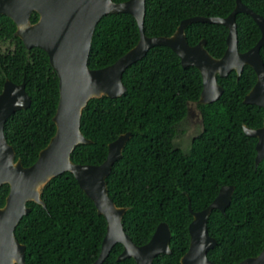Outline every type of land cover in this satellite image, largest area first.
I'll return each mask as SVG.
<instances>
[{
    "label": "trees",
    "instance_id": "obj_1",
    "mask_svg": "<svg viewBox=\"0 0 264 264\" xmlns=\"http://www.w3.org/2000/svg\"><path fill=\"white\" fill-rule=\"evenodd\" d=\"M243 3L264 17V0ZM236 6L237 0H147L144 32L150 37H171L186 19H225ZM38 20L34 12L31 21ZM237 23L238 49L243 53L257 44L261 32L250 15L239 14ZM16 31L14 21L0 15V94L9 79L16 84L25 81L32 98L30 108L7 120L5 136L16 150V160L30 167L56 134L53 117L60 99L59 78L48 54L40 48L28 50ZM186 36L191 46L206 40V49L215 58H221L227 49L228 29L222 25L192 24L186 28ZM139 38L138 24L130 14L104 16L96 27L89 67L112 65ZM260 53L264 61V47ZM256 81L248 66L239 80L235 72L218 78L224 94L217 102L200 106L205 131L193 141L189 154L176 148L173 140L187 104L199 100L203 80L197 69H184L167 46L151 48L127 68L123 96L93 99L84 110L81 130L92 143L76 147L74 163L100 165L107 159L110 143L121 134H132L107 184L116 204L129 208L124 228L136 245L148 244L161 223L169 224L172 254L158 256L154 264H181L191 242L190 201L194 212L203 211L223 186L236 190L226 215L214 210L209 218V234L217 240L209 259L238 264L263 251L264 160L256 168L257 139L243 130L244 125L252 129L263 126L264 110L244 104ZM9 192V185L0 187V207L5 206ZM42 199L47 208L29 202L32 211L15 231L26 246L27 264H93L101 252L107 221L75 177L67 172L54 178ZM123 250L122 244H116L103 264H136L133 259L118 261Z\"/></svg>",
    "mask_w": 264,
    "mask_h": 264
},
{
    "label": "water",
    "instance_id": "obj_2",
    "mask_svg": "<svg viewBox=\"0 0 264 264\" xmlns=\"http://www.w3.org/2000/svg\"><path fill=\"white\" fill-rule=\"evenodd\" d=\"M147 0H0V15L11 18L17 26L16 36L26 48H40L50 59L59 78L60 99L53 121L56 134L44 148L35 164L25 167L17 158L15 148L5 136L7 120L17 111L27 110L32 98L26 91L25 81L16 84L6 80L0 94V187L10 186L4 207H0V264H27L26 246L16 237V228L32 209L29 202L41 205L46 186L56 177L71 173L80 188L94 202L98 213L107 221V233L98 259L93 264H103L112 249L120 243L124 246L118 261L133 259L136 264H154L160 255H171L172 231L167 223H161L151 241L136 245L124 228L123 218L128 207H120L109 195L107 178L114 164L124 157V149L132 137L131 132L121 134L109 144L107 159L100 165L76 164L72 154L79 145H88L81 130L84 110L93 99L103 97L119 98L127 87L123 74L132 64L143 59L155 46H167L175 53L184 69H197L203 80L200 98L194 104H187L184 122L194 120L199 106L217 102L224 94L218 78H226L236 72L240 79L245 66L251 67L257 82L245 96V105H255L264 110V62L260 51L264 46V18L252 11L242 0H237L234 12L228 18L193 17L180 23L170 36H147L144 32V18ZM36 12L39 20L32 23ZM126 13L138 24V43L112 65L102 69H91L89 58L96 27L104 16ZM248 14L259 25L262 36L257 45L246 53L238 49L237 16ZM196 23L222 25L228 29L227 49L221 58H215L206 49V40L195 46L189 45L186 28ZM203 130L204 120H201ZM244 133L256 138V168L264 160L263 126L252 129L243 126ZM235 186H223L216 199L203 211L194 212L191 201L189 211L193 216L190 224V248L181 259V264H217L208 257L209 251L217 246V240L210 236L208 221L214 210L226 215L232 203ZM238 264H264V249L256 257Z\"/></svg>",
    "mask_w": 264,
    "mask_h": 264
},
{
    "label": "flooded vegetation",
    "instance_id": "obj_3",
    "mask_svg": "<svg viewBox=\"0 0 264 264\" xmlns=\"http://www.w3.org/2000/svg\"><path fill=\"white\" fill-rule=\"evenodd\" d=\"M243 1V0H242ZM245 4V3H244ZM246 5V4H245ZM249 7V6H248ZM251 9V8H250ZM252 10V9H251ZM253 11V10H252ZM256 13V12H255ZM258 14V13H257ZM248 15V14H247ZM259 15V14H258ZM251 16V15H250ZM261 16V15H260ZM252 17V16H251ZM263 17V16H262ZM253 18V17H252ZM264 18V17H263ZM255 21V20H254ZM258 25V24H257ZM259 26V25H258ZM260 28V27H259ZM261 32V29H260ZM229 33V32H228ZM261 36H262V32H261ZM228 37V36H227ZM261 39V37H260ZM259 39V41H260ZM258 41V42H259ZM257 42V43H258ZM257 45V44H256ZM255 45V46H256ZM254 46V47H255ZM253 47V48H254ZM264 47V46H263ZM252 49V48H251ZM250 49V50H251ZM249 51V50H248ZM246 51V52H248ZM243 52V53H246ZM261 52V51H260ZM242 53V52H241ZM261 54V53H260ZM262 57V56H261ZM263 59V58H262ZM264 62V61H263ZM246 67V66H245ZM249 67V66H248ZM251 68V67H250ZM244 70V69H243ZM232 73V72H231ZM230 73V74H231ZM236 73V72H235ZM243 73V72H242ZM257 77V76H256ZM238 78V77H237ZM257 82V81H256ZM3 92V91H2ZM195 103V102H194ZM194 103H190V104H194ZM196 110V115L194 120H192L191 122H182V124L180 125V127H178V131H177V136L175 137V139L173 140V144L176 146V148H178L180 151H182V153L184 154H189V152L192 150V143L195 139H197L198 137H200L204 131L205 128L203 130V126L201 125V120H204L202 117V111L200 109V106L198 109ZM187 114V113H186ZM186 117V116H185ZM185 119V118H184ZM182 126V127H181ZM257 144V143H256ZM246 260V259H245ZM212 261V260H211ZM214 262V261H213ZM216 263V262H215ZM241 263V262H240ZM218 264V263H217Z\"/></svg>",
    "mask_w": 264,
    "mask_h": 264
},
{
    "label": "rangeland",
    "instance_id": "obj_4",
    "mask_svg": "<svg viewBox=\"0 0 264 264\" xmlns=\"http://www.w3.org/2000/svg\"><path fill=\"white\" fill-rule=\"evenodd\" d=\"M182 127V126H181Z\"/></svg>",
    "mask_w": 264,
    "mask_h": 264
}]
</instances>
